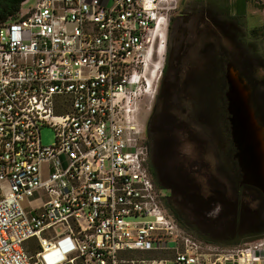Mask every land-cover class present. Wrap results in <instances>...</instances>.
<instances>
[{
  "label": "built area",
  "instance_id": "2783aa9c",
  "mask_svg": "<svg viewBox=\"0 0 264 264\" xmlns=\"http://www.w3.org/2000/svg\"><path fill=\"white\" fill-rule=\"evenodd\" d=\"M172 3L38 0L0 25V264H264V238L211 252L150 172Z\"/></svg>",
  "mask_w": 264,
  "mask_h": 264
},
{
  "label": "rangeland",
  "instance_id": "374dc122",
  "mask_svg": "<svg viewBox=\"0 0 264 264\" xmlns=\"http://www.w3.org/2000/svg\"><path fill=\"white\" fill-rule=\"evenodd\" d=\"M247 1V2H246ZM38 0H28L21 7L29 10L37 4ZM247 8L243 14H238L236 7L238 0H176L175 7L170 11V34L168 50L172 49L179 57L189 54L191 62L202 63L214 58L218 61V76L225 70L228 61L233 62L252 81L264 82V0H245ZM168 6L165 4V7ZM231 16L233 20L232 34L218 28V18ZM242 17L241 19H238ZM232 35V36H231ZM235 38V39H234ZM205 45H209L204 55ZM214 48L217 52H214ZM167 50V51H168ZM206 52V51H205ZM220 72V73H219ZM173 71L168 72L166 81L171 80ZM220 85V82L217 81ZM218 85V86H219ZM222 88V84H221ZM213 95L218 96L222 110L223 94H219V87ZM193 92L189 91V94ZM187 97V96H186ZM180 101L183 100L179 97ZM194 100V97H190ZM156 101L150 105L142 106L139 120L148 121L151 110ZM264 118V113L262 112ZM221 128L224 125L221 124ZM209 126H205L201 133L200 144L182 142L159 144L153 143L151 137L147 140L152 147L154 157L163 155L164 164L160 174L173 186L186 192L190 206L196 207L203 217L204 231H210L219 236L221 231H229L230 235L264 232V203L259 200L256 192L250 191L245 200L236 196V187L231 181L223 177L217 167L218 150L214 137L209 133ZM148 129L146 128V133ZM194 133L196 131H193ZM148 137V134H147ZM43 146H52L56 143L55 131L50 127L41 129ZM209 175L211 178L209 177ZM238 205H245L247 213L237 225L239 214ZM191 206V207H192ZM196 210V209H195ZM202 223V224H203ZM211 252L224 253L231 249L221 245H209Z\"/></svg>",
  "mask_w": 264,
  "mask_h": 264
},
{
  "label": "trees",
  "instance_id": "16d2710c",
  "mask_svg": "<svg viewBox=\"0 0 264 264\" xmlns=\"http://www.w3.org/2000/svg\"><path fill=\"white\" fill-rule=\"evenodd\" d=\"M28 0H0V25L6 22L12 21L18 17V14L21 11V7ZM247 2V1H246ZM245 0H238L236 4L237 9L239 10L238 14H243L247 8ZM239 17L238 19H241ZM177 54H174L173 50L169 49L167 51L166 57V66L164 71V77L162 80L161 88L159 94L157 96L156 104L161 97L168 96L169 94V84L166 81V77L168 76V72L173 70L171 61L176 58ZM175 72V71H174ZM176 73V72H175ZM245 75V73L242 71ZM177 74V73H176ZM214 71L212 67H210L209 63H206L205 69L201 71V76L199 79V87L198 95H196V99L199 101L202 108L207 111L210 101H212L213 93L217 90V80L214 77ZM249 79V78H248ZM250 80V79H249ZM220 81L222 84V100L224 103V110L226 116L227 113V100L225 99L224 93L227 89V83L224 76V71L221 74ZM251 82V81H250ZM258 115L261 114L258 112ZM211 116V115H210ZM211 118V117H210ZM210 124L213 123V117L210 119ZM209 133L213 135L215 138L214 142L216 144L218 155H217V167L223 177L228 178L233 186L236 187V196L238 198V202L242 199L245 200L248 197V193L250 191L256 192L259 195V200L264 203L263 195L254 188L249 187H241L240 186V172L237 165V162L234 160V147L231 139V129L230 125L226 119V124L219 133L217 128H214L213 124L209 127ZM151 133V130H150ZM152 135V133H151ZM151 144V143H150ZM152 145V144H151ZM164 164L163 155H159L154 157L152 154L151 147V156H150V165L149 169L154 178L156 185L161 189L165 190L168 193V197L165 199V206L168 211L175 217L179 225L186 230L188 233L193 235L199 240L204 241L207 244L211 245H221L225 247L236 248L243 246L245 244L255 242L264 238V232L260 234H250L243 233L230 235L229 231H221L219 236L213 235L210 231H204L202 229L203 225H206L203 217L200 214V211L196 207L190 206L192 203L188 200L186 192L183 190L173 186L168 180L160 174V169ZM212 175H209V177ZM211 178V177H210ZM211 180H214L211 178ZM190 201V202H188ZM196 209V210H195ZM247 211V207L245 205H238L237 212L239 214V218L237 220V225L241 223L242 217L245 215ZM203 223V224H202Z\"/></svg>",
  "mask_w": 264,
  "mask_h": 264
},
{
  "label": "flooded vegetation",
  "instance_id": "af4514ba",
  "mask_svg": "<svg viewBox=\"0 0 264 264\" xmlns=\"http://www.w3.org/2000/svg\"><path fill=\"white\" fill-rule=\"evenodd\" d=\"M218 28L222 31L224 30L226 33L232 34L233 28V20L231 16H225L224 18H218L217 20ZM171 25V21H170ZM170 34V28H169ZM232 36V35H231ZM235 39V38H234ZM204 55L208 52L210 48L209 45H205ZM172 50V49H171ZM206 51V52H205ZM214 52H217V49L214 48ZM174 52V51H173ZM183 56L179 57L178 54L174 60L171 61V65L173 68V77L171 80H168L169 84V94L164 98L158 101L159 103L155 104L154 108L151 110L150 117L147 122H145V128L148 129L147 134L148 138L151 137L153 143L159 144H167V143H177L181 144L182 142H193L200 144L201 141V133H204L205 126H211L213 124L214 128L221 131V124L225 126L226 119L229 123V114L226 116L224 110V103L222 104V110L218 101V96H213L212 101H210L209 107L207 111L202 108L199 101L195 98L198 95L199 87V79L201 76V71L205 69L206 63L210 64L214 71V77L217 81L220 82V85L217 83L219 87V94L222 91L221 88V73L218 76V61L215 57L211 59H207L206 62L202 63V58L198 62H191V57L189 54H182ZM231 61H228L229 63ZM226 63V65H227ZM264 64V61H262ZM226 65L224 70V76L226 73ZM177 73H175V72ZM250 79V78H249ZM251 81L253 87V96L256 105L257 111L261 114L264 113V82L262 80ZM190 92H193L192 95ZM227 91V89H226ZM226 92L224 93L225 96ZM187 96V97H186ZM182 97L183 100L180 101ZM190 97H194V100ZM226 99V97H225ZM157 100V99H156ZM227 102V101H226ZM228 105V104H227ZM227 110V109H226ZM228 113V111H227ZM211 115V116H210ZM214 119L213 123L210 124L209 118ZM210 118V119H211ZM264 121V118H263ZM230 125V123H229ZM208 127V128H209ZM151 130V133H150ZM193 131H196L195 133ZM215 140V138H214ZM152 144V142L150 141ZM233 144V142H232ZM234 147V160L236 149ZM238 165V163H237ZM239 168V166H238ZM240 172V186L243 187L245 185H241L242 177ZM249 187V186H245ZM252 188V187H249Z\"/></svg>",
  "mask_w": 264,
  "mask_h": 264
},
{
  "label": "water",
  "instance_id": "95a60500",
  "mask_svg": "<svg viewBox=\"0 0 264 264\" xmlns=\"http://www.w3.org/2000/svg\"><path fill=\"white\" fill-rule=\"evenodd\" d=\"M227 111L241 185L258 190L264 197V121L256 109L250 80L233 63L226 65Z\"/></svg>",
  "mask_w": 264,
  "mask_h": 264
}]
</instances>
